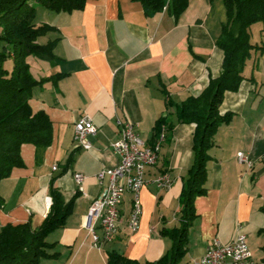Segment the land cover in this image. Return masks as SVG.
<instances>
[{
	"label": "crops",
	"instance_id": "1",
	"mask_svg": "<svg viewBox=\"0 0 264 264\" xmlns=\"http://www.w3.org/2000/svg\"><path fill=\"white\" fill-rule=\"evenodd\" d=\"M222 6L216 0H188L177 19L168 9L147 14L133 0H88L83 9L71 12L36 6L35 23L56 27L45 35V42L58 40L53 62L27 57L30 72L36 80L61 76L33 86L29 104L34 112L49 116L52 141L40 153L32 144H23V165L0 180V228L27 221L39 226L51 203V182L66 200L75 196L65 224L46 237L51 255L38 264H111V251L143 264L169 250L171 240L161 230L180 223L179 197L192 163L195 125L179 123L166 99L180 103L197 96L210 77L219 75L223 52L215 41L226 19ZM261 27L254 38L249 29L253 44L264 40ZM242 74L238 90L226 91L219 106L221 115L232 116L217 128L208 151L206 192L193 201L196 216L188 228L184 264L204 255L214 238L228 244L238 231L245 233L255 264L264 262L263 49L251 50ZM83 114L98 128L89 137L90 149L73 141L74 123ZM162 116L173 126L156 165L145 169L138 228L128 226L132 202L125 192L112 240L92 247L82 223L101 189L95 175L118 163L111 149L118 139L117 120L130 122L144 141L152 143L155 123ZM239 151L251 160L250 168L239 163ZM164 171L172 183L160 189L151 180ZM74 173L84 176L82 189Z\"/></svg>",
	"mask_w": 264,
	"mask_h": 264
},
{
	"label": "trees",
	"instance_id": "2",
	"mask_svg": "<svg viewBox=\"0 0 264 264\" xmlns=\"http://www.w3.org/2000/svg\"><path fill=\"white\" fill-rule=\"evenodd\" d=\"M88 0H0V180L6 178L14 167L23 165L21 146L32 144L37 153L42 152L52 141V123L42 110L34 112L29 104L31 89L45 80L56 82L60 74L36 80L30 72L27 57L34 56L53 62L54 48L58 38L44 43L39 38L56 27L47 23H35L36 6L54 12H71L84 8ZM139 2L145 13L168 9L177 19L187 8L188 0H133ZM212 2L213 0H209ZM226 19L221 25L215 43L223 52L221 71L210 77L207 85L197 96L188 97L180 103L166 99V106L174 109L179 123H193V158L184 178L179 201V225L164 228L161 234L168 236L171 247L159 259L143 264H184L187 252L188 228L195 218L193 201L206 192V162L209 149L213 146V136L217 128L228 123L231 113L223 115L219 106L226 91H237L245 62L254 48L264 50V40L253 44L249 28L260 22L264 35V0H223ZM11 58L12 66L5 68V61ZM165 124L171 130L173 124L162 116L157 119L154 137ZM72 156L67 159V165ZM51 203L46 216L37 227L29 221L6 224L0 228V264H38L42 257L50 256L51 244L46 241L48 234L65 224L72 212L74 197L66 200L61 191L50 183ZM3 199L0 197V206ZM111 264H141L135 259L111 251Z\"/></svg>",
	"mask_w": 264,
	"mask_h": 264
},
{
	"label": "built area",
	"instance_id": "3",
	"mask_svg": "<svg viewBox=\"0 0 264 264\" xmlns=\"http://www.w3.org/2000/svg\"><path fill=\"white\" fill-rule=\"evenodd\" d=\"M117 125L118 139L111 144V149L118 157V163L112 168L101 169L95 175L101 189L92 199L82 223L87 235L91 237L92 247L95 248L112 240L125 192L130 193L132 202L128 226L133 231L138 228L141 213L139 194L145 184V169L156 165L161 145L166 139L165 124H161L152 143L144 141L130 122L118 119ZM97 132L98 128L91 117L83 114L74 123L73 141L79 148L90 149L89 137L95 136ZM237 159L239 163L251 167V160L243 152H237ZM52 169L55 170L56 166L53 165ZM73 178L79 189H82L84 176L81 173H74ZM151 183L160 189L168 188L172 179L169 173L164 171L155 175ZM193 264H255V262L245 233L238 231L228 244H222L214 238L207 245L204 255L194 260Z\"/></svg>",
	"mask_w": 264,
	"mask_h": 264
},
{
	"label": "rangeland",
	"instance_id": "4",
	"mask_svg": "<svg viewBox=\"0 0 264 264\" xmlns=\"http://www.w3.org/2000/svg\"><path fill=\"white\" fill-rule=\"evenodd\" d=\"M217 1H218V2H217ZM216 3H218V7H219V5H220V7L223 5L222 0H216ZM216 5H217V4H216ZM222 7H223V6H222ZM260 26H261V23H260V22L254 23L253 25L250 26L249 29H250V31H252V33H253V38H254V36L256 35V33L259 32V28H260ZM253 38H252V39H253ZM45 40H46V36H42V37L39 38V42H40V43H44ZM29 57H34V56H29ZM4 66H5V68H7L8 70H10V69H11V66H12V59H11V58H8V59L5 61Z\"/></svg>",
	"mask_w": 264,
	"mask_h": 264
}]
</instances>
